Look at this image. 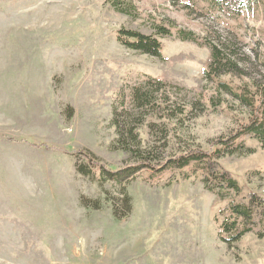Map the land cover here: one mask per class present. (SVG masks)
I'll use <instances>...</instances> for the list:
<instances>
[{"label": "rangeland", "instance_id": "obj_1", "mask_svg": "<svg viewBox=\"0 0 264 264\" xmlns=\"http://www.w3.org/2000/svg\"><path fill=\"white\" fill-rule=\"evenodd\" d=\"M131 1L128 14L108 0H0V264H264V216L233 245L219 232L230 197L264 198V147L251 136L243 138L247 151L220 160L241 185L225 199L192 168L153 180L143 172L125 186L78 173L80 150L111 169L132 163L117 148L114 111L150 79L170 83V106L188 105L170 146L214 150L247 118L240 100L205 77L211 48L176 30L230 46L250 71L264 51V0ZM158 26L171 28L159 36L161 57L118 40L120 29L158 36ZM222 78L240 85L237 75ZM154 122L155 132L142 134L160 144L164 123ZM123 190L131 209L117 217L113 201L125 209Z\"/></svg>", "mask_w": 264, "mask_h": 264}, {"label": "trees", "instance_id": "obj_2", "mask_svg": "<svg viewBox=\"0 0 264 264\" xmlns=\"http://www.w3.org/2000/svg\"><path fill=\"white\" fill-rule=\"evenodd\" d=\"M119 12L132 13L131 0H108ZM158 36L142 33L137 30L120 29L118 40L130 49L140 51L152 56L161 57L162 43L160 37L170 34L168 26L156 27ZM179 39L192 41L198 45H207L211 48V62L204 74L208 82L215 83L217 92L225 91L240 100V104L246 109V120L240 122V127L229 137L219 138L213 142L214 150H205L201 147H189L187 143H180L176 140L175 145H168L170 140L177 134L172 129L176 126H185L186 118L189 116L188 105L178 104L170 106L169 92L170 83L163 80H147L144 86L134 88L129 102L122 98L121 107L123 112L114 111L113 125L116 128L118 138L116 145L130 155L132 163L117 169H111L101 159L88 150H80L76 158L82 157L85 163L76 164L78 173L96 180L99 184L111 181L115 184L126 185L137 178L143 172H149V179L153 180L167 172L184 171L192 168L194 173L201 175V180L208 191L216 193L221 199L231 195V192L238 196L241 185L233 174L220 164V160L226 155L247 151L243 138L251 136L264 147V73L258 72V65L264 70V51L257 54V63H252L250 71L244 68L233 59L232 48L226 46L220 49L217 44L208 43L191 31L184 29L176 30ZM160 36V37H159ZM229 53H226V49ZM256 70V71H255ZM234 74L240 77V85L235 86L224 80L225 75ZM153 84L158 91H164L163 98L156 96L152 88ZM119 101V102H120ZM203 103V101L201 100ZM196 103H200L197 101ZM131 105V109H127ZM154 119L164 123L161 132V143L156 144L155 140L148 141L143 137L144 127L149 131L148 135L155 132L157 123ZM182 129V128H181ZM183 131L182 133H184ZM181 139H179L180 141ZM182 142V140H181ZM246 148V149H245ZM188 176V175H187ZM186 176V177H187ZM125 202V209L117 208V201H113V211L117 217H123L125 210L131 209V196L123 190L121 193ZM247 201L234 202L230 197L226 212L228 215L219 223L220 237L223 241L233 245L244 235L255 229L254 216H264V198L257 193L247 194ZM95 200L93 205H100ZM221 211V210H220ZM223 213V211H222ZM225 234L227 236H225Z\"/></svg>", "mask_w": 264, "mask_h": 264}]
</instances>
